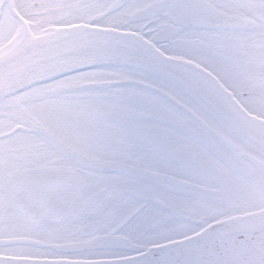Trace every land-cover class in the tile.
<instances>
[{
    "label": "snow or ice",
    "instance_id": "snow-or-ice-1",
    "mask_svg": "<svg viewBox=\"0 0 264 264\" xmlns=\"http://www.w3.org/2000/svg\"><path fill=\"white\" fill-rule=\"evenodd\" d=\"M0 264H264V0H0Z\"/></svg>",
    "mask_w": 264,
    "mask_h": 264
}]
</instances>
